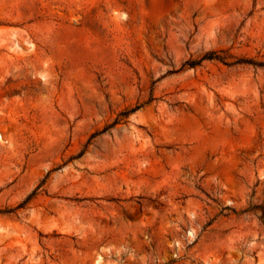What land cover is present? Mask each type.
I'll use <instances>...</instances> for the list:
<instances>
[{
  "label": "rangeland",
  "instance_id": "obj_1",
  "mask_svg": "<svg viewBox=\"0 0 264 264\" xmlns=\"http://www.w3.org/2000/svg\"><path fill=\"white\" fill-rule=\"evenodd\" d=\"M0 264H264V0H0Z\"/></svg>",
  "mask_w": 264,
  "mask_h": 264
},
{
  "label": "trees",
  "instance_id": "obj_2",
  "mask_svg": "<svg viewBox=\"0 0 264 264\" xmlns=\"http://www.w3.org/2000/svg\"><path fill=\"white\" fill-rule=\"evenodd\" d=\"M227 57L225 56H221L219 55L216 51H210L208 53H205L200 59H197V61L190 63L191 66L198 64L199 62H201L203 59H216V60H220L226 64H233V63H251V61H249L248 59H237L236 61H228L226 59ZM256 64V63H254Z\"/></svg>",
  "mask_w": 264,
  "mask_h": 264
}]
</instances>
